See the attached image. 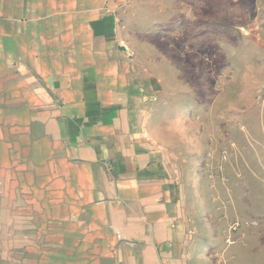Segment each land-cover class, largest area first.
I'll use <instances>...</instances> for the list:
<instances>
[{
    "label": "crops",
    "instance_id": "0c3cea01",
    "mask_svg": "<svg viewBox=\"0 0 264 264\" xmlns=\"http://www.w3.org/2000/svg\"><path fill=\"white\" fill-rule=\"evenodd\" d=\"M122 2L0 0V264L233 259L216 146L139 73Z\"/></svg>",
    "mask_w": 264,
    "mask_h": 264
},
{
    "label": "rangeland",
    "instance_id": "374dc122",
    "mask_svg": "<svg viewBox=\"0 0 264 264\" xmlns=\"http://www.w3.org/2000/svg\"><path fill=\"white\" fill-rule=\"evenodd\" d=\"M122 1L121 37L139 73L159 75L180 128L216 146L204 165L226 191L227 264H264V0Z\"/></svg>",
    "mask_w": 264,
    "mask_h": 264
},
{
    "label": "water",
    "instance_id": "95a60500",
    "mask_svg": "<svg viewBox=\"0 0 264 264\" xmlns=\"http://www.w3.org/2000/svg\"><path fill=\"white\" fill-rule=\"evenodd\" d=\"M120 49L121 50H126L124 46H120Z\"/></svg>",
    "mask_w": 264,
    "mask_h": 264
}]
</instances>
